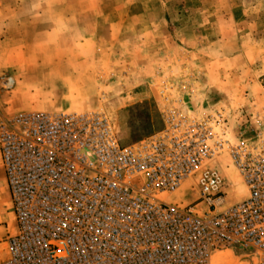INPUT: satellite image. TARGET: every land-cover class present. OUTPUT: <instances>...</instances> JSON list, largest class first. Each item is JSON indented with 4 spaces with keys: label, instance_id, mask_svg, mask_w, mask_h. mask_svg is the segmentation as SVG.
<instances>
[{
    "label": "built area",
    "instance_id": "1",
    "mask_svg": "<svg viewBox=\"0 0 264 264\" xmlns=\"http://www.w3.org/2000/svg\"><path fill=\"white\" fill-rule=\"evenodd\" d=\"M8 89L14 81L7 80ZM246 137L226 111H167L123 146L104 113L0 110L16 233L0 264H264V117ZM230 157L247 196L228 202ZM192 182V204L173 198Z\"/></svg>",
    "mask_w": 264,
    "mask_h": 264
},
{
    "label": "rangeland",
    "instance_id": "2",
    "mask_svg": "<svg viewBox=\"0 0 264 264\" xmlns=\"http://www.w3.org/2000/svg\"><path fill=\"white\" fill-rule=\"evenodd\" d=\"M181 101L192 113L226 111L255 135L264 117V0H0L4 115L104 113L129 146L161 131ZM225 160L236 203L247 190ZM192 186L173 202L192 204ZM15 233L0 157V263ZM217 264L238 260L227 254Z\"/></svg>",
    "mask_w": 264,
    "mask_h": 264
},
{
    "label": "bare ground",
    "instance_id": "3",
    "mask_svg": "<svg viewBox=\"0 0 264 264\" xmlns=\"http://www.w3.org/2000/svg\"><path fill=\"white\" fill-rule=\"evenodd\" d=\"M226 261H227V260H226ZM229 261H230V260H229ZM229 261H228V262H229ZM229 263H230V262H229Z\"/></svg>",
    "mask_w": 264,
    "mask_h": 264
}]
</instances>
